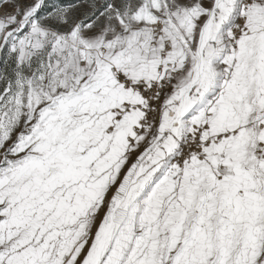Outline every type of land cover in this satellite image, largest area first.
<instances>
[{
	"label": "snow or ice",
	"instance_id": "obj_1",
	"mask_svg": "<svg viewBox=\"0 0 264 264\" xmlns=\"http://www.w3.org/2000/svg\"><path fill=\"white\" fill-rule=\"evenodd\" d=\"M0 264H264V0H0Z\"/></svg>",
	"mask_w": 264,
	"mask_h": 264
}]
</instances>
